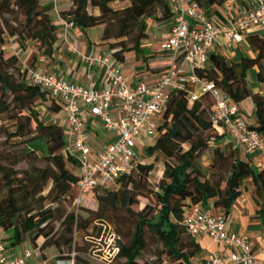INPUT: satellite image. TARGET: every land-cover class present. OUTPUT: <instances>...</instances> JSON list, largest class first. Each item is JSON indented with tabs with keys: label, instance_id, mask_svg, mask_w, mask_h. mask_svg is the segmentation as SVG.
Listing matches in <instances>:
<instances>
[{
	"label": "trees",
	"instance_id": "16d2710c",
	"mask_svg": "<svg viewBox=\"0 0 264 264\" xmlns=\"http://www.w3.org/2000/svg\"><path fill=\"white\" fill-rule=\"evenodd\" d=\"M198 1L204 7L221 5L225 0ZM116 3L125 6L115 7ZM53 9L52 3L42 0H0V45L5 42L7 32L21 46L35 41L43 55L52 54L58 40V26L51 16ZM59 14L68 24L78 27L91 43L108 47L119 61L130 51L143 52L148 18L165 21L173 16L169 0H71L70 7ZM97 26H101L102 33L100 40L94 41L90 31ZM246 39L254 57L229 60L223 53L211 52L209 63L197 69V73L213 81L237 103L251 98L256 106L257 124L248 125L264 137V95L253 92L246 79L247 71L257 68L256 77L264 84V36L258 32ZM39 57L33 53L26 66L35 68ZM148 60L149 56L144 54V61ZM19 63L17 55L8 56L0 50V114H10L15 127L0 129L10 137H27L26 146L32 152L44 150L48 166L26 171L22 178L12 171L5 173L8 192L0 199V230L10 232L11 245H20L27 236L38 252L48 246L63 252L74 244L75 225L87 229L95 220H106L108 210H120L127 218L122 223L119 218L115 221L113 249L117 251L110 257V264H193L201 246L183 224L189 207L207 206L212 201L215 208L228 214L247 179L252 180L257 217L264 222V168L241 159L233 142L224 146L212 143L220 133L211 120L214 100L210 93L201 94L192 102L189 95L193 86L170 93L157 136L153 144L143 149L146 157L164 158L165 168L156 186L149 180L154 162H139L131 174H122L117 179L114 188L98 186L81 193L76 187L79 175L74 171V166L79 169L77 160L63 152L64 129L48 123L39 110L41 106L58 113L62 104L49 92L31 84ZM209 148L213 150V160L205 167L201 158ZM49 181L53 202L78 200V208L88 214L83 218L75 210L69 212L65 219L66 234L58 238L46 231L54 217L50 210L38 213L27 209L26 215L23 214L26 202ZM142 198L149 202L141 208ZM87 203H94L97 208H90ZM71 260L70 256L65 258L66 262Z\"/></svg>",
	"mask_w": 264,
	"mask_h": 264
},
{
	"label": "built area",
	"instance_id": "2783aa9c",
	"mask_svg": "<svg viewBox=\"0 0 264 264\" xmlns=\"http://www.w3.org/2000/svg\"><path fill=\"white\" fill-rule=\"evenodd\" d=\"M236 1L225 0L223 6L230 9ZM245 1L250 8L241 10L239 15L225 23H217L208 17L198 0H169L174 25L163 48L169 53L171 61L154 84L141 80L135 86L130 85L120 61L108 47L89 57L90 62L105 70L106 84L102 87L72 82L47 69H31L27 77L30 83L49 92L62 104L61 111L66 118L63 152L77 160L79 179L76 187L81 193L98 186L109 188L122 174H131L135 170L142 162L138 149L143 136L152 140L156 138L170 93L187 86L194 87L189 95L191 102L201 94H211L214 100L211 120L219 133L224 129L236 148L249 153L259 151L264 157V137L242 118L239 103L213 81L197 73V69L209 63L210 53L216 44L231 49L235 44L242 43L245 33L252 28L264 32V0ZM57 15L60 17L58 12ZM190 19L197 20L200 26L192 25ZM223 36L227 40L221 43ZM113 111H116V116ZM87 116L95 118L99 126L112 134L101 151L95 150L89 141L85 130ZM183 224L192 236H208L230 249V253L213 255L203 264L258 263L249 236L230 233L224 214L198 207L187 211ZM113 250L112 255L117 251ZM36 251L25 244L21 254L11 255L0 234V264H29ZM259 253L264 256V248Z\"/></svg>",
	"mask_w": 264,
	"mask_h": 264
},
{
	"label": "crops",
	"instance_id": "0c3cea01",
	"mask_svg": "<svg viewBox=\"0 0 264 264\" xmlns=\"http://www.w3.org/2000/svg\"><path fill=\"white\" fill-rule=\"evenodd\" d=\"M45 3H52L54 5L53 10H55V8L57 9L58 6H63L64 9H67L71 5V0H48ZM250 7V4L245 0H237L230 9H226L223 4L207 5L204 6L203 9L205 10L208 17L214 22L225 23L233 16L239 15L241 10L248 9ZM53 20L58 26L59 38L55 44L53 53L39 57L38 64L35 68H42L56 72L59 76L72 82L85 85L93 84L97 87L105 86V70L90 62L89 57L96 55L102 48L106 46H99L91 43L86 35L78 27L68 24L61 18V16L58 17L57 13L55 16H53ZM190 23L194 26H200V23L195 19H190ZM147 24L148 37L143 40L142 48L144 49L143 52L145 53L151 52L147 54V56H149L148 63L144 61L145 53L141 52L138 54L134 51L128 52L125 59L120 61L122 71L128 78L129 84L132 86H135L141 80H145L149 84H154L159 80L161 74L169 63L170 55L164 50L163 45L172 26L174 25L173 17L165 21H158L153 18H148ZM254 33H258V31L254 28L247 31L245 33V40L242 43L235 44L231 49H226L225 46L216 44L212 48V52L223 53L229 60H239L242 56L254 57L255 53L249 46V43L246 39L247 35ZM262 35L264 36V34ZM225 40H227V38L223 36L220 41L221 43H224ZM158 52H162L165 58L159 57L156 54ZM179 61H183L182 57L179 58ZM23 63L22 70L25 75L29 77L31 69L35 68H29L26 66L25 62ZM164 65V70L160 72L156 70L157 67H163ZM184 67L186 70H189L187 64H184ZM249 70L254 71L256 76L257 68ZM247 75L246 79L248 83ZM257 81L259 80L257 79ZM250 89H252L253 92H258L264 95V84L260 81L259 83L255 84L254 89L251 87ZM239 105L240 115L242 118L247 123L256 125V106L252 99L248 98L239 103ZM113 115L116 116V111H113ZM49 123L65 128L66 118L64 113L62 111L54 113ZM99 128L103 127L98 125V122L95 118L88 116L86 117L85 130L92 145L93 143L90 139V134L94 133L97 136ZM98 137V139L102 140L104 145L100 149L95 150L101 151L105 144L112 138V134L107 131L106 138L104 140L100 135ZM215 140L222 142L224 145L233 142L231 136L224 129L220 130V135L217 136ZM151 144H153V142ZM238 149L241 159L250 161L256 167L264 168V157L261 152L257 151L249 153L242 148ZM198 207L211 208L213 213L224 214L220 209H217L213 206L212 201L207 206L202 204L192 205L189 207L188 211H193ZM257 209V204L253 198L252 180L247 179L244 183L242 194L235 201L230 212L224 215L227 218L228 231L230 233L235 232L248 235L251 240L252 250L257 257V264H264V256L260 255L259 253L260 249L264 248V222L257 217ZM197 241L200 243L201 250L198 255L193 258V264H203L213 255H224L230 253V249L228 247L213 241L208 236L202 235L197 237ZM5 242L8 246V252L11 255L21 254L25 248V243H21L20 245H11L7 241ZM36 253H38V251H36ZM29 264H39V256L34 254Z\"/></svg>",
	"mask_w": 264,
	"mask_h": 264
},
{
	"label": "rangeland",
	"instance_id": "374dc122",
	"mask_svg": "<svg viewBox=\"0 0 264 264\" xmlns=\"http://www.w3.org/2000/svg\"><path fill=\"white\" fill-rule=\"evenodd\" d=\"M48 0H42V3L47 2ZM115 7H123L125 4L116 3ZM64 7L58 6V8L51 11V16H55L58 12L60 13ZM90 11L93 12L94 9L90 8ZM0 22L2 23L1 17ZM91 37L94 41H98L101 38L102 28L101 26H97L91 29L90 31ZM264 34V32H262ZM5 42L0 45V50H3L6 55H17L20 58L19 67H23V62H26L28 58L33 53H36L38 56H43L42 50L39 49V45L35 41H27L25 42V46H21L17 38L15 36H10L7 32L4 35ZM59 38V31H58ZM131 46V44H130ZM55 47V45H54ZM151 52H146L145 54H149ZM159 57L165 58L162 52L156 53ZM165 65L163 67H157L156 70L158 72L164 70ZM248 84L251 88L254 89L255 84L259 83L257 81L255 72L249 70L247 73ZM39 110L43 114L45 120L49 123L51 117L54 113L47 110L45 107H39ZM13 121L10 120V114L2 113L0 114V128L7 126L14 130ZM32 129H35V124L32 126ZM66 130V128H64ZM107 131L103 128H99L98 135L96 136L94 133L90 134V139L93 143L95 149H100L104 143L102 140L98 139L99 135L103 138H106ZM26 138H17L10 137L4 129H0V199L3 198L7 192L6 186V171H12L14 174H17L20 178H22L26 171L33 172L34 168L44 169L48 166L47 160L44 158V150L39 149L36 152H32L31 148L26 146ZM101 138V139H102ZM153 140L147 136H143L141 141L139 155L142 162L147 164L154 162L155 168L150 173L149 180L153 186L159 182L163 175V171L165 168V161L162 156L146 157L143 154V149L150 145ZM214 145L224 146V144L220 141L214 140ZM213 160V150L209 148L206 150L201 158V162L205 167H208ZM74 171L78 174L79 169L77 166H74ZM115 185H112L110 188H114ZM52 188V181H49L41 192H35L33 197H31L26 204L24 205V216L26 215L27 209H32L33 212H45L50 210L53 214V219L50 221V225L47 228V232L51 231L50 236L54 238H58L59 236L66 234L67 225L65 219L69 212L75 210L76 214L79 216H83V218H87L88 214L84 212L81 208H78V201L73 202L71 200H60L58 202H53L52 197L50 196V190ZM33 188L30 187V190ZM34 191V190H33ZM149 200L146 198L141 199V208L144 207ZM86 206L90 208H97V205L94 203H87ZM106 220H95L93 221L89 227L80 229L75 225L73 238L74 244L72 248H64L63 252L58 251L55 247L48 246L45 249H41L38 253H35L39 256V264H69V262L65 261L67 256L72 258V263L78 264H110V257L114 253L113 247L115 246V221L119 218V221L122 223L127 217L123 215L122 211H111L108 210L106 212ZM129 228V226H125ZM0 234L4 238V241H7L11 244V240L9 239L10 232H5L0 230ZM25 244L32 247L35 250L33 243L31 244L29 241V237H24ZM45 262V263H43Z\"/></svg>",
	"mask_w": 264,
	"mask_h": 264
}]
</instances>
